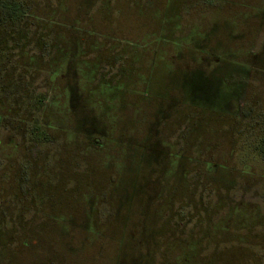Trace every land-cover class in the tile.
<instances>
[{
    "label": "rangeland",
    "instance_id": "rangeland-1",
    "mask_svg": "<svg viewBox=\"0 0 264 264\" xmlns=\"http://www.w3.org/2000/svg\"><path fill=\"white\" fill-rule=\"evenodd\" d=\"M17 1L0 179L37 242L0 232V264H264V0Z\"/></svg>",
    "mask_w": 264,
    "mask_h": 264
},
{
    "label": "flooded vegetation",
    "instance_id": "flooded-vegetation-1",
    "mask_svg": "<svg viewBox=\"0 0 264 264\" xmlns=\"http://www.w3.org/2000/svg\"><path fill=\"white\" fill-rule=\"evenodd\" d=\"M261 53H262V51H260L258 53H255V54L251 55L250 58L253 61V60L257 59L258 57H260ZM249 55H250V53L248 55H244L243 54V56H241V57H244V56L247 57ZM254 65H253V67H255ZM257 66H259V65H257ZM249 67H252V66H248V65L247 66H242L243 69L249 68ZM235 75L236 74L232 75L230 77V79L233 80V81L235 80V82H240L244 86L247 85L246 77L248 75H246V73L240 72V73L237 74L238 77H236ZM3 79H4V77L2 78V80ZM6 82H10V83L7 84ZM3 83H4V85L7 84L9 86L11 85V86L16 87L17 80H16V78L14 79L13 76L11 75V73H10V76L8 77L7 81L5 79L3 81ZM18 84H20V82H18ZM1 95H3L4 99H6L7 96L9 97L10 95H12L13 97H15V100H16L17 88H14V94H11V92L7 91V88H5V90L2 92ZM242 100L245 101V98L241 97L239 99L240 102H242ZM31 104H32L33 107H35V105H36V103H31ZM3 110H7V108H3ZM3 110H0V112H1V116L0 117H2V122H1L2 123V127L4 126L3 122L5 120H8V119H10L11 117H13L15 115V114H13V115H11V117L8 116L6 113H4L2 115V111ZM9 113H11V112H9ZM237 115H238L239 118H241V114H237ZM16 118L18 119L17 116H16ZM19 120H20L19 121L20 123L24 122V121H21L20 118H19ZM31 122H32V124H31V141L35 145H37L38 142L37 141L34 142L33 139L37 138V133H38L37 124L38 123H37V120L36 121L32 120ZM2 132L5 133V137H7V140L5 142H4V140L3 141L0 140V156L4 160H6L7 162H11L12 165L13 164L15 165V163L12 161L13 158L15 157L16 159H18L19 156L22 157L24 151L21 148L20 144L18 145V143H17L18 139H17L16 136H14L13 132L9 131L8 134H6L5 130H3ZM8 142H11V144L14 146V155H11V154L7 155V154H5L6 150H3L2 144L3 145L4 144H8ZM261 152H263V149H262ZM20 161L22 163L21 159H20ZM36 163H37V160H34V161L31 160V167L34 168ZM31 170H33V169H31ZM10 175H11L10 173L9 174H5V177H3V179H0V181H1L0 185H4L3 186V192L0 194V223L2 224V227H0V232L7 233L5 231H6V229H9L10 230L9 233H11V234L12 233H21L20 234L21 237H22V235L24 233H31V236L35 235V237L27 236V238L31 237V241L36 243L37 241L35 240V238L37 237V232H36V228L34 226H31L28 223L26 225L24 223V224H21L22 226H18L17 224L16 225L14 224L15 222H13L14 221L13 219L15 217H19V218L20 217H22V218L26 217L27 219L30 218L28 216V214L30 213L29 208H30L32 202L35 200V196L29 194L30 188L27 186L28 183H29V179L23 180L21 178H18L17 176L14 179V177H12ZM11 185L13 187H15L14 188V193H9V191H8V188ZM45 201H49V200L48 199H42V203L40 204V207L50 206L49 203H44ZM92 211H93V209H92ZM30 224H32V221H31ZM23 225H25V226H23ZM3 226H5V227H3ZM29 227H32V229L28 230ZM18 237H20V236H18ZM18 237H12V239H17ZM13 241L14 240H12V242ZM15 261H16V264H18L19 261H17V260H15ZM14 262H12V263H14ZM33 264H54V263L49 261V258L47 257V258L41 259L38 262H34Z\"/></svg>",
    "mask_w": 264,
    "mask_h": 264
},
{
    "label": "trees",
    "instance_id": "trees-1",
    "mask_svg": "<svg viewBox=\"0 0 264 264\" xmlns=\"http://www.w3.org/2000/svg\"><path fill=\"white\" fill-rule=\"evenodd\" d=\"M26 8L23 3H19L17 0H0V94L7 88V91H10L11 94H14V86H9L7 84L4 85L3 81L8 79L10 73L8 70L3 68V65H6L7 58L9 55L6 50V43L8 40L6 39L7 31L12 28L17 23L21 22L23 19L27 17ZM4 79L2 80V78ZM43 97H38L35 107L37 108L40 105L39 99ZM3 115V113H2ZM1 116V112H0ZM9 118V117H8ZM2 117H0V129L2 128ZM38 123V122H37ZM45 128V127H44ZM39 129L37 133V138L34 141L37 142H47L50 141V135L47 132V129Z\"/></svg>",
    "mask_w": 264,
    "mask_h": 264
}]
</instances>
